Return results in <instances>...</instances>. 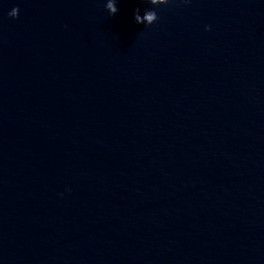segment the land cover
Returning <instances> with one entry per match:
<instances>
[{
	"label": "water",
	"instance_id": "1",
	"mask_svg": "<svg viewBox=\"0 0 264 264\" xmlns=\"http://www.w3.org/2000/svg\"><path fill=\"white\" fill-rule=\"evenodd\" d=\"M88 264H264V119Z\"/></svg>",
	"mask_w": 264,
	"mask_h": 264
},
{
	"label": "clouds",
	"instance_id": "2",
	"mask_svg": "<svg viewBox=\"0 0 264 264\" xmlns=\"http://www.w3.org/2000/svg\"><path fill=\"white\" fill-rule=\"evenodd\" d=\"M148 2L149 3H152L153 0H148ZM168 2H169V0H167V3ZM185 2H187V0H185ZM106 7H107L109 13L112 14V15H115L118 12V8L116 7V0H109V2L107 3ZM139 11H140L139 9H136L135 14H134V19H135L136 23L141 24V17H140ZM149 11L150 12H153L154 14L157 15V13H155L154 10H149ZM9 15L11 17H17V15H18V9L17 8H14L9 13ZM152 19H153V15H149L148 16V20L151 21ZM147 25H151V24H147Z\"/></svg>",
	"mask_w": 264,
	"mask_h": 264
}]
</instances>
